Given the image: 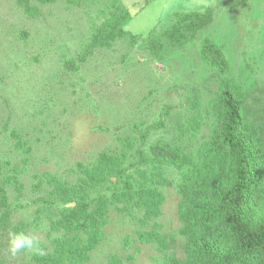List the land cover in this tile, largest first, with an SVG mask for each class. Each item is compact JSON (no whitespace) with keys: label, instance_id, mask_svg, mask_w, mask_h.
I'll list each match as a JSON object with an SVG mask.
<instances>
[{"label":"rangeland","instance_id":"rangeland-1","mask_svg":"<svg viewBox=\"0 0 264 264\" xmlns=\"http://www.w3.org/2000/svg\"><path fill=\"white\" fill-rule=\"evenodd\" d=\"M119 15L127 34L95 45ZM225 88L264 154V0H0V264H187ZM18 231L44 254L12 256Z\"/></svg>","mask_w":264,"mask_h":264},{"label":"trees","instance_id":"trees-1","mask_svg":"<svg viewBox=\"0 0 264 264\" xmlns=\"http://www.w3.org/2000/svg\"><path fill=\"white\" fill-rule=\"evenodd\" d=\"M185 16L193 21L207 17L197 12ZM123 20L119 15L100 25L94 44L106 46L125 36ZM169 35L172 40L174 34ZM132 38L138 40L140 35ZM201 54L219 71H227L217 47L206 43ZM243 98L231 88L219 95L212 145L214 158H223L225 167L193 196L185 210L187 264H264V154L246 131ZM6 206L5 193L0 189V229H4L8 218Z\"/></svg>","mask_w":264,"mask_h":264},{"label":"clouds","instance_id":"clouds-1","mask_svg":"<svg viewBox=\"0 0 264 264\" xmlns=\"http://www.w3.org/2000/svg\"><path fill=\"white\" fill-rule=\"evenodd\" d=\"M9 252L12 256L27 251H32L37 255H43V249L39 246V240L35 236H30L25 231L9 233Z\"/></svg>","mask_w":264,"mask_h":264}]
</instances>
